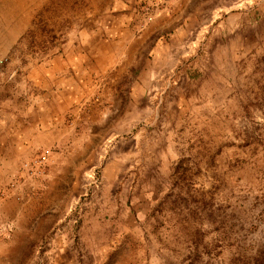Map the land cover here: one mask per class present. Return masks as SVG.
Listing matches in <instances>:
<instances>
[{"label":"rangeland","instance_id":"374dc122","mask_svg":"<svg viewBox=\"0 0 264 264\" xmlns=\"http://www.w3.org/2000/svg\"><path fill=\"white\" fill-rule=\"evenodd\" d=\"M37 1H0V86L79 45L96 106L80 152L0 157V264H264V0H192L113 62L170 0Z\"/></svg>","mask_w":264,"mask_h":264},{"label":"crops","instance_id":"0c3cea01","mask_svg":"<svg viewBox=\"0 0 264 264\" xmlns=\"http://www.w3.org/2000/svg\"><path fill=\"white\" fill-rule=\"evenodd\" d=\"M191 1L170 0L167 8L153 18L141 33L133 35L127 44L121 40L124 32L118 39H112V44L106 43L107 53L101 60L110 59L113 62L114 59L121 60L126 54L139 57L148 38L176 29L182 16L188 14ZM73 42L72 45L77 43L76 37ZM112 46L119 50L110 52ZM95 62L83 60L79 45H68L62 54L45 64L47 68L43 64L36 70L23 73L12 71L9 87L0 86V142L9 145L3 147L0 157L27 158L43 149H51L55 158H62L64 153L70 156V152H80L86 138L75 133L74 126L87 119L91 121L92 109L95 112L96 103L91 98L95 90L93 92L92 87L86 85L88 82L83 75L85 71L90 75L97 71L98 62ZM83 63H87L85 67ZM118 70L125 72L126 68ZM47 75L51 76L49 80Z\"/></svg>","mask_w":264,"mask_h":264},{"label":"bare ground","instance_id":"6f19581e","mask_svg":"<svg viewBox=\"0 0 264 264\" xmlns=\"http://www.w3.org/2000/svg\"><path fill=\"white\" fill-rule=\"evenodd\" d=\"M0 1H5L6 5L8 6L7 10H19V9H23L25 6H37L39 3V1L37 0H0ZM47 1V0H46ZM38 3V4H37ZM94 3V2H93ZM94 7V5H93ZM34 10V9H33ZM30 11V10H29ZM16 12V11H15ZM14 13V12H13ZM29 13V12H28ZM30 15V14H29ZM27 18V16H26ZM29 19V17L27 18ZM28 21V20H26ZM25 21V22H26ZM2 24V23H1Z\"/></svg>","mask_w":264,"mask_h":264}]
</instances>
